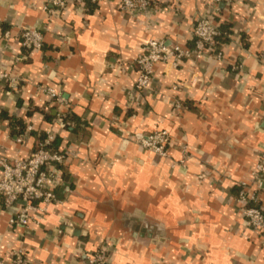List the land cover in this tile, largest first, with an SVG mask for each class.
Masks as SVG:
<instances>
[{"label":"crops","instance_id":"1","mask_svg":"<svg viewBox=\"0 0 264 264\" xmlns=\"http://www.w3.org/2000/svg\"><path fill=\"white\" fill-rule=\"evenodd\" d=\"M211 1L154 0L128 13L119 0H85L49 16L47 0H0V67L19 78L16 89L0 82V157L27 156L47 130L70 153L61 202L27 225L11 223L19 207L0 198L5 264L19 249L24 264H86L102 243L110 264H264V233L249 229L236 200L237 183L264 155V0L218 4L222 60L209 51L177 68L157 63L149 88L134 89L143 43L191 47ZM23 29L41 31L40 50L22 48ZM66 114L74 118L62 122ZM157 128L169 133L170 158L137 142ZM183 146L191 158L174 165Z\"/></svg>","mask_w":264,"mask_h":264},{"label":"built area","instance_id":"2","mask_svg":"<svg viewBox=\"0 0 264 264\" xmlns=\"http://www.w3.org/2000/svg\"><path fill=\"white\" fill-rule=\"evenodd\" d=\"M84 1L47 0L44 10L52 16L66 7L81 6ZM91 1L96 2L97 0ZM153 1L119 0L118 8L128 13H146L152 9ZM222 1L226 0H212L208 7L209 13H203L196 18L191 30L193 38L191 47L178 43H167L157 38H150L143 43L141 52L134 61L138 69V76L134 83L136 92H143L149 88L157 63L177 68L183 60L191 57L200 58L209 51L213 52L217 59H223L224 54L218 48L219 37L223 35V32L215 20L218 4ZM4 34L8 36V31ZM43 41V34L38 29H23L20 32V44L27 51L40 50ZM14 59L21 61L22 56L16 55ZM240 67V63L233 64V69ZM0 82L7 83L8 86L16 89L19 85V78L0 67ZM37 90L45 93L58 104L64 102L60 93L53 87L40 85ZM175 105L179 107L177 101ZM54 136L51 130H47L44 139L25 157H0V197L6 207L16 204L19 207L17 217L11 218V223L25 226L35 218V214L46 211L48 205L61 202L55 190L62 182L63 166L70 153H67L66 149L52 145ZM168 140V131L157 128L149 135L138 138L137 142L147 151L163 158H170ZM190 158L191 154L187 146H183L180 159L173 164L184 165ZM262 191H264V155H261L252 168L250 179L237 183L236 195L241 216L247 221L249 229L258 234L264 233V210L259 197ZM64 225L71 226L69 222ZM24 263L23 251L20 249L13 251L11 264ZM0 264H5V262L0 259ZM86 264H110L107 245L102 243L89 253Z\"/></svg>","mask_w":264,"mask_h":264},{"label":"trees","instance_id":"3","mask_svg":"<svg viewBox=\"0 0 264 264\" xmlns=\"http://www.w3.org/2000/svg\"><path fill=\"white\" fill-rule=\"evenodd\" d=\"M223 34V33H222ZM221 37H223V35L221 36ZM221 37H219V40H220V38ZM193 45V44H192ZM46 117L47 118H50L51 117V115L50 114H46ZM68 118H74V117H72V116H70V115H68V114H66L63 118H62V122H66V119H68ZM12 119V121H11V123H12V127H15L14 129H13V132L16 134V135H18V134H20V133H22V131H23V129H24V126L22 125V123H21V121H18V120H16L15 118H11ZM44 137H45V134H42L41 136H40V138H39V142L42 140V139H44ZM59 140L57 139V138H54V140H53V142H52V145L54 146V147H57L58 146V142ZM1 198V197H0Z\"/></svg>","mask_w":264,"mask_h":264},{"label":"water","instance_id":"4","mask_svg":"<svg viewBox=\"0 0 264 264\" xmlns=\"http://www.w3.org/2000/svg\"><path fill=\"white\" fill-rule=\"evenodd\" d=\"M62 228H63V230H65L67 233H70V234H75V235H77V233H78V231L75 230V229L72 228V227H67V226L63 225Z\"/></svg>","mask_w":264,"mask_h":264}]
</instances>
